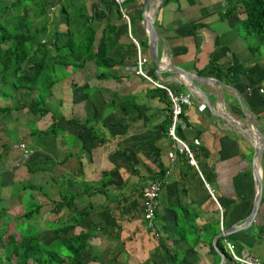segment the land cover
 <instances>
[{
    "label": "crops",
    "instance_id": "1",
    "mask_svg": "<svg viewBox=\"0 0 264 264\" xmlns=\"http://www.w3.org/2000/svg\"><path fill=\"white\" fill-rule=\"evenodd\" d=\"M79 2L98 27L96 41L104 23L117 25L108 55L120 64L112 68L111 78L98 80L88 61L52 85L44 116L23 109L0 121L5 137L0 139V212L8 214L6 220L0 217V228L3 223L11 232L31 227L39 242L48 244L57 239L56 228L70 225L71 214L84 211L80 225L64 238L85 235L86 248L79 254L85 264H167L172 257L175 264H234L225 242L264 264V148L256 166L262 191L255 216L247 226L230 229L250 214L255 197L254 138L243 132L254 133L246 121L251 115L264 136V44L250 46L254 42L236 24L241 14L220 18L227 0H150L159 68L170 64L181 70L158 74L142 17L135 20L140 6L142 16L143 0L124 6L133 24L127 16V22L117 20L104 0ZM131 39L139 52V42L147 46L141 55L148 75L186 100L181 118L187 128L178 126L176 137L193 152L196 169L163 130L167 96L134 74ZM185 73L196 81V89ZM14 92L22 96L15 102L29 104L30 92L8 89L9 96ZM30 121L38 135L26 127ZM48 130L53 131L45 134ZM9 131L15 134L5 135ZM17 143L32 150L26 161L12 149ZM26 165L36 171H27ZM35 176L38 190L25 189L34 185L29 184L11 192ZM155 177L164 178V184L153 236L143 219L140 189ZM21 202L38 209L31 219L21 217Z\"/></svg>",
    "mask_w": 264,
    "mask_h": 264
},
{
    "label": "trees",
    "instance_id": "2",
    "mask_svg": "<svg viewBox=\"0 0 264 264\" xmlns=\"http://www.w3.org/2000/svg\"><path fill=\"white\" fill-rule=\"evenodd\" d=\"M79 1L10 0L5 4L4 0H0V95L9 97L6 88L31 94L27 105L13 102L10 107L0 106V121L13 112L20 114L23 109L34 117L44 116L47 113L44 105L51 97L52 85L61 77L81 70L88 61L95 66V78L104 80L112 77V68L120 64V60L108 55L114 48L117 25L109 21L104 23L96 41L98 27L86 15L85 7ZM104 1L113 6L116 19L123 20L119 7L112 0ZM129 3L130 0H124L120 8L124 9ZM227 3L220 18L241 14L236 22L238 29L250 42L251 38L256 39L254 44H249L258 49L264 44V0H227ZM53 8H56L55 18L49 17ZM140 15L141 6L135 20H140ZM126 16L129 24H133L134 20L127 13ZM129 44L134 47L130 40ZM138 45L140 54H143L147 50L145 42ZM59 70L62 76H59ZM163 94L166 96L164 91ZM169 113L168 108L167 120L163 123L165 133L170 122ZM52 131L48 130L45 134ZM39 133L36 129L30 131L31 135ZM6 135L9 136L8 133ZM32 165L25 166L27 171H36ZM25 189L38 190V186H26ZM37 211L36 206L27 208L21 217L31 219ZM85 216L84 211L71 214L68 218L70 225L56 228L53 233L57 239L48 244L40 243L37 232L31 227L25 231L7 232L6 223H3V228H0V264H85L79 259V254L86 248L85 235L79 233L64 238L80 225ZM217 248L221 251L219 246ZM175 261L174 257L169 258L167 264H175Z\"/></svg>",
    "mask_w": 264,
    "mask_h": 264
},
{
    "label": "built area",
    "instance_id": "3",
    "mask_svg": "<svg viewBox=\"0 0 264 264\" xmlns=\"http://www.w3.org/2000/svg\"><path fill=\"white\" fill-rule=\"evenodd\" d=\"M112 2L119 7L122 17L127 22V17L123 9H121V5L123 4L124 0H112ZM135 45V53H136V61L135 66L133 68V72L136 76L146 80L153 88L160 89L166 93V96L169 101V125L166 129V135L175 143L176 147L178 148L179 152L182 153L190 166L196 169V162L194 159L193 152L176 137V128L179 126L182 129L187 128L186 123L181 118L182 113V104L186 103V100L182 97L176 96L170 89L163 86L159 81L154 80L151 76L148 75L147 71L145 70V65L147 64V60L140 54L139 48L136 42L131 39ZM193 144L197 145V140H193ZM12 149L17 150L20 152L23 160H27L31 154L32 150L29 149L24 143H17L12 146ZM174 156L172 154L169 155V159H173ZM164 184V178H152L147 180L140 189V197L143 206V219L145 221V225L147 229L150 230V233L153 236L155 234L154 228V218L155 212L157 207V197L159 194L160 189ZM211 194V192H210ZM226 249L228 254L234 264H261L259 259L247 255L246 253H236L229 243L225 242Z\"/></svg>",
    "mask_w": 264,
    "mask_h": 264
},
{
    "label": "water",
    "instance_id": "4",
    "mask_svg": "<svg viewBox=\"0 0 264 264\" xmlns=\"http://www.w3.org/2000/svg\"><path fill=\"white\" fill-rule=\"evenodd\" d=\"M149 1L150 0H143L141 21H142V23L145 27V30H146L147 45H148V48L150 51L151 60L154 63L155 67L157 68L156 73L161 74V73L168 71L169 69L174 70L175 73H179V71H181V70L179 68L173 66V65H170V64H168L166 68H163V69L159 68L162 61H161V58L157 56L155 31H154L151 19L148 16ZM186 75H188V74H186ZM188 79H189V83H190L191 88L196 89V86H195L196 81L194 79H192L191 77H189V75H188ZM246 121L248 122L250 128L254 131V133H256V137H253V133L243 132L245 135H247L251 138H254V140L252 141V145H251V160H252L251 164H252V174H253V178L255 181V197L253 200L252 209L250 211V214L244 219V221L242 223H240L237 226H234V228H230L231 231L236 230L239 227H245L248 225V223H250L253 220L255 213H256V210H257V206L259 204L261 191H262V181H261L260 171L257 170L256 166L258 165V161L261 160L262 151L264 148V136H263V133L256 126V123L253 120V118L251 117V115H250V117H246ZM226 232H227V230L220 232L219 236L225 235Z\"/></svg>",
    "mask_w": 264,
    "mask_h": 264
},
{
    "label": "rangeland",
    "instance_id": "5",
    "mask_svg": "<svg viewBox=\"0 0 264 264\" xmlns=\"http://www.w3.org/2000/svg\"><path fill=\"white\" fill-rule=\"evenodd\" d=\"M4 2H5V4H8L9 2H10V0H4ZM55 11L56 10H51L50 11V15H49V17H54V13H55ZM124 11V10H123ZM30 15V14H29ZM34 22H35V20H33ZM251 41L252 42H256V39H254V38H251ZM6 92L8 93V88H6ZM26 97V100H29V97H27V96H25ZM7 98V99H6ZM3 97L2 95H0V106H2V107H10V106H12V103L14 102V103H16L15 102V100L16 99H22V96H20V95H18V93H16V92H14V96L13 97H11V96H9V97ZM50 107V106H49ZM36 125V123H35V121H30V122H28L27 124H26V127H29V128H31V129H33L34 128V126ZM9 127H11V126H9ZM12 128V127H11ZM10 130V129H9ZM9 135H13V134H15V133H12V132H7ZM6 133V134H7ZM5 134V135H6ZM4 136L3 135H1V133H0V139L1 140H3L4 138H3ZM3 141H5V140H3ZM13 141H14V139H13ZM36 180H37V178H36V176L35 177H29V180H26V181H24V182H22V183H17V184H15L14 185V187H12V193L14 194L17 190H19V188H21L22 186H26V185H29V184H34L35 186H37V184H36ZM19 202V201H18ZM34 202H36V201H34L33 200V202L31 201V203H30V205H33V203ZM19 207H21V208H24L25 210H26V208L27 207H25L24 206V202H21V204H20V206ZM19 211H21V209L19 210ZM15 212H17V211H15ZM20 213V212H19ZM6 216H8V214L6 213V214H4V215H2L1 214V212H0V217H2L4 220H6ZM18 223V222H17ZM7 232H11V226L6 230ZM0 241H2V238L0 237ZM1 245V244H0ZM1 249V248H0Z\"/></svg>",
    "mask_w": 264,
    "mask_h": 264
},
{
    "label": "bare ground",
    "instance_id": "6",
    "mask_svg": "<svg viewBox=\"0 0 264 264\" xmlns=\"http://www.w3.org/2000/svg\"><path fill=\"white\" fill-rule=\"evenodd\" d=\"M157 3V2H156ZM253 137H256V133H253Z\"/></svg>",
    "mask_w": 264,
    "mask_h": 264
}]
</instances>
